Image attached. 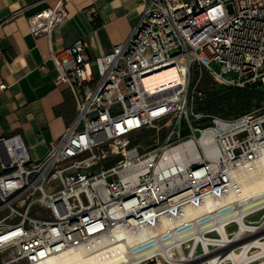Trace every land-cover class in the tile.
I'll return each mask as SVG.
<instances>
[{"label":"built area","instance_id":"built-area-1","mask_svg":"<svg viewBox=\"0 0 264 264\" xmlns=\"http://www.w3.org/2000/svg\"><path fill=\"white\" fill-rule=\"evenodd\" d=\"M64 1L28 18L33 35L51 39ZM140 7L136 26L107 55L93 59L82 38L50 47L78 113L44 159H32L21 133L0 137V213L9 212L0 219V264H50L79 250L113 257L106 250L116 247L125 264H160L161 253L180 249L234 264L227 258L243 253L240 244L264 241V214L248 221L264 212V193L246 192L264 171V104L234 118L195 108L205 77L264 87V0ZM172 68L177 81L150 86ZM154 129V142L141 147L136 135ZM260 254L251 247L246 264H259Z\"/></svg>","mask_w":264,"mask_h":264},{"label":"crops","instance_id":"crops-1","mask_svg":"<svg viewBox=\"0 0 264 264\" xmlns=\"http://www.w3.org/2000/svg\"><path fill=\"white\" fill-rule=\"evenodd\" d=\"M59 1L0 0V66L7 83L0 92V137L21 133L36 162L78 113L68 84L57 82L50 47L66 48L82 38L93 59L107 55L126 40L142 11L140 0H65V17L51 39L33 35L28 18Z\"/></svg>","mask_w":264,"mask_h":264},{"label":"bare ground","instance_id":"bare-ground-1","mask_svg":"<svg viewBox=\"0 0 264 264\" xmlns=\"http://www.w3.org/2000/svg\"><path fill=\"white\" fill-rule=\"evenodd\" d=\"M177 80H178V75L176 73V69L172 68V69L165 70L151 77L150 86L152 88H157V87H160L161 85H165L172 81H177ZM263 166H264V163H263ZM247 189L248 190L246 192L251 196H255L259 193H264V171L262 169L260 172V179L253 181L248 186ZM243 241H245V239L242 240V242ZM204 245H207V243L205 242ZM240 246H241V250L243 251L242 254L238 255L234 253V254L229 255V258H227V259H231V261H233L234 264H246L249 261L248 251L251 247L259 248L261 250V254L259 255V257L264 256V241H257L256 239H253L249 242H244L240 244ZM106 252L107 253L111 252L113 253L114 256L106 257L105 252L97 251V252L91 253L92 256H88L87 258H85L83 255V251L79 250V251L68 252L62 258L51 261L50 264H125L126 262H128V256L126 255L124 248H119V247L111 248V249L106 250ZM161 255L164 261L170 264H194L199 259L201 260L204 259L207 262L209 261L210 264L220 263V261L215 258L217 255L210 251H206V253L199 255L197 257L194 256L193 254L189 257L187 256L186 252L181 249L178 251V254L172 253L171 251H164L163 253H161ZM178 255L180 257H178ZM257 260L260 262L259 264H264V261H262L264 260V258L263 259L259 258ZM135 262L136 260L129 261L130 264H133V263L137 264ZM160 264H162L161 260H160Z\"/></svg>","mask_w":264,"mask_h":264},{"label":"trees","instance_id":"trees-1","mask_svg":"<svg viewBox=\"0 0 264 264\" xmlns=\"http://www.w3.org/2000/svg\"><path fill=\"white\" fill-rule=\"evenodd\" d=\"M210 77H205L202 89L205 99L198 101L199 110L208 111L223 118H234L260 109L264 104V87L254 85L249 88H227L218 87L224 90H214L210 86ZM226 89V90H225ZM226 102V109L222 102Z\"/></svg>","mask_w":264,"mask_h":264},{"label":"rangeland","instance_id":"rangeland-1","mask_svg":"<svg viewBox=\"0 0 264 264\" xmlns=\"http://www.w3.org/2000/svg\"><path fill=\"white\" fill-rule=\"evenodd\" d=\"M212 67L213 68H215V69H217V66L214 64V65H212ZM95 75H96V77L97 78H99V75H98V72L96 71V69H95ZM228 77H234V73H230L229 75H227ZM209 78V77H208ZM211 79V78H210ZM208 83H210V86L212 87V88H214V90H224V89H221L220 87H218L217 85H215L214 84V81H209ZM226 90V89H225ZM199 104H197L196 105V110H199V106H198ZM222 106L226 109V107H227V104H226V102L224 101V102H222ZM199 111H204V110H199ZM159 128V127H158ZM156 130H158V129H154V130H152V131H150V132H141V133H138L137 135H136V141H138L139 142V144H141V147H146V146H148V144H150V143H152V142H154V139L156 138H153L154 137V134L156 133ZM9 214V212L7 211V210H4V211H2L1 213H0V219H2L3 217H5V216H7ZM264 214V212L263 213H258V214H256V215H253L252 217H250L249 219H248V221L249 220H252V221H259L260 219H261V217H262V215ZM236 226H232V227H230L229 229H228V232H233V231H235L236 230ZM261 234H263V233H261ZM186 252V254H187V256H191L190 254H189V251H185ZM200 252V251H199ZM215 254H217V253H215ZM180 255V254H179ZM178 255V257H180ZM199 255H202V254H199ZM199 255H197V256H199ZM262 261H264V260H262ZM153 264H158V263H153ZM162 264H168V263H166L163 259H162ZM194 264H208V262L206 261V260H204V259H199L198 261H196Z\"/></svg>","mask_w":264,"mask_h":264}]
</instances>
